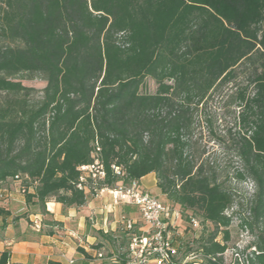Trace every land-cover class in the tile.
I'll return each mask as SVG.
<instances>
[{
  "label": "trees",
  "instance_id": "1",
  "mask_svg": "<svg viewBox=\"0 0 264 264\" xmlns=\"http://www.w3.org/2000/svg\"><path fill=\"white\" fill-rule=\"evenodd\" d=\"M17 78L44 87L35 98ZM230 85L234 178L254 185L244 262L264 264V0H0V191L19 183L45 214L50 200L78 208L154 174L165 205L213 227L201 264H224L234 194L197 164L191 133L198 107ZM95 163L101 178L81 169Z\"/></svg>",
  "mask_w": 264,
  "mask_h": 264
},
{
  "label": "crops",
  "instance_id": "2",
  "mask_svg": "<svg viewBox=\"0 0 264 264\" xmlns=\"http://www.w3.org/2000/svg\"><path fill=\"white\" fill-rule=\"evenodd\" d=\"M137 184L147 193L158 189L154 174ZM6 191H0L4 198L0 208L9 213L0 217V255L8 254L6 264H125L129 240L143 228L137 208L116 202L108 193L87 195L78 208L50 200L42 214L35 205L26 204L24 196ZM17 206L20 213H14ZM190 226L182 215L176 222L173 234L179 250L178 237Z\"/></svg>",
  "mask_w": 264,
  "mask_h": 264
},
{
  "label": "rangeland",
  "instance_id": "3",
  "mask_svg": "<svg viewBox=\"0 0 264 264\" xmlns=\"http://www.w3.org/2000/svg\"><path fill=\"white\" fill-rule=\"evenodd\" d=\"M241 68H238L239 78L237 79V83H245L247 74H243L240 71ZM16 80L24 87L32 89L35 93V98L39 96V91L44 87V83L39 80L28 81L20 78ZM155 88L154 82L146 79L142 91L152 93ZM233 92L234 87L231 85L227 86L220 93L215 94L209 99L205 105H200L194 116L191 133V152L197 164L208 165L215 169L218 180L234 194V203L231 209L226 212L228 216L232 213L234 215L231 226L228 228L229 240L226 242L227 249L222 256L224 264H231L236 261L238 262V260L242 263L245 256L255 249L251 244L255 242V234L257 233L255 229L251 232L248 228L240 226L242 219L249 218L248 207L254 191V185L250 180L239 182L234 178V173L240 167V163L230 150L232 146L231 140L238 132L234 114L237 108L235 105L230 104V101L227 99ZM18 184L12 183L6 192L23 196ZM149 194H152V196L164 204L168 203L156 188L152 189ZM3 201L4 198H0V202ZM20 209L21 207L17 206L14 213H20ZM188 217L189 214H182V219L185 222H188ZM192 218L196 221L197 226H193L188 222L191 225L190 228L182 236L178 237L180 240L179 257L185 258L193 255L197 261L202 259L201 243L212 234L213 227L210 224L203 223L197 216H192ZM174 237L176 236L174 235ZM216 241L222 242V234L217 236Z\"/></svg>",
  "mask_w": 264,
  "mask_h": 264
},
{
  "label": "built area",
  "instance_id": "4",
  "mask_svg": "<svg viewBox=\"0 0 264 264\" xmlns=\"http://www.w3.org/2000/svg\"><path fill=\"white\" fill-rule=\"evenodd\" d=\"M81 169L94 172L92 178L104 176L102 168L97 163ZM115 172L118 174V169H115ZM19 190L24 193L21 188ZM102 193L110 194L116 202L135 206L143 223L141 233L133 235L129 240L125 264H201L193 255L179 257V249L173 234L176 222L181 217L178 209L163 204L141 190L137 182L113 189L103 188L97 190L95 195ZM190 223L197 226L193 219ZM127 226L130 227V223H127ZM238 263L245 264L239 260Z\"/></svg>",
  "mask_w": 264,
  "mask_h": 264
}]
</instances>
